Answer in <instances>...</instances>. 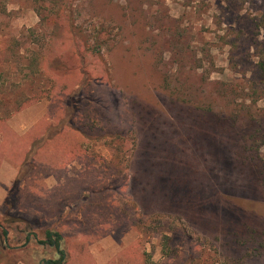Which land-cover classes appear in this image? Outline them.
<instances>
[{"label":"rangeland","instance_id":"rangeland-1","mask_svg":"<svg viewBox=\"0 0 264 264\" xmlns=\"http://www.w3.org/2000/svg\"><path fill=\"white\" fill-rule=\"evenodd\" d=\"M263 65L264 0H0V264H264Z\"/></svg>","mask_w":264,"mask_h":264},{"label":"trees","instance_id":"trees-1","mask_svg":"<svg viewBox=\"0 0 264 264\" xmlns=\"http://www.w3.org/2000/svg\"><path fill=\"white\" fill-rule=\"evenodd\" d=\"M73 24H70L72 26ZM262 71L264 72V65L262 66ZM255 141H253L251 144H253ZM252 147V146H251ZM240 158H242L244 161L249 162L252 164L256 169V177L259 180L260 185L264 188V156L257 154H251V155H239ZM238 156V157H239ZM47 236L49 238L52 237V233L50 231L47 232Z\"/></svg>","mask_w":264,"mask_h":264},{"label":"flooded vegetation","instance_id":"flooded-vegetation-1","mask_svg":"<svg viewBox=\"0 0 264 264\" xmlns=\"http://www.w3.org/2000/svg\"><path fill=\"white\" fill-rule=\"evenodd\" d=\"M52 233V232H51ZM6 235L9 237V231H6ZM28 238H29V240H31L32 239V234L31 233H29L28 234ZM50 239V241L52 240V243L50 244L51 246H55L56 244H57V241L54 239V238H49ZM48 239V240H49ZM47 240V241H48ZM58 240H60V238H58ZM8 242V240H5L4 241V244H6ZM44 243V242H43ZM42 243V244H43ZM58 254H61V251H59L58 252ZM41 264H63V263H58V262H56V261H50L49 259L48 260H45V261H43V262H41Z\"/></svg>","mask_w":264,"mask_h":264},{"label":"crops","instance_id":"crops-1","mask_svg":"<svg viewBox=\"0 0 264 264\" xmlns=\"http://www.w3.org/2000/svg\"><path fill=\"white\" fill-rule=\"evenodd\" d=\"M4 116L0 115V121L1 119L3 118ZM8 117V116H7ZM13 118V117H12ZM10 123L11 126L14 127L15 130H17L16 132H19V133H24V131L20 128V129H17L15 128V126L12 124V121H11V117L8 118V124ZM22 125V123H20Z\"/></svg>","mask_w":264,"mask_h":264}]
</instances>
